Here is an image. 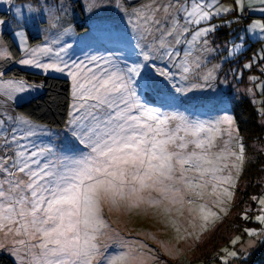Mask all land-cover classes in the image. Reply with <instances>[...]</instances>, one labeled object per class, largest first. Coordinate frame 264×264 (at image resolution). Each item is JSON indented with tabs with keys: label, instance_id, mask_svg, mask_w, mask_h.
<instances>
[{
	"label": "snow or ice",
	"instance_id": "obj_1",
	"mask_svg": "<svg viewBox=\"0 0 264 264\" xmlns=\"http://www.w3.org/2000/svg\"><path fill=\"white\" fill-rule=\"evenodd\" d=\"M0 6L11 12L0 13V257L11 264H169L163 256L183 255L171 241L153 248L126 238L114 218L127 226L144 217L178 243H202L210 218H220L213 208L227 214L222 205L257 162L233 111L237 96L254 106L264 139V0ZM77 9L90 34L79 53L65 39L77 27ZM37 16L47 31L33 45L27 24ZM12 65L66 78L62 131L20 111L43 85L9 76ZM245 72L252 87L216 90L221 77L244 83ZM259 164L264 171V159ZM251 199L258 227L243 228L215 253L218 264H248L264 248V197ZM241 218L252 219L249 210Z\"/></svg>",
	"mask_w": 264,
	"mask_h": 264
},
{
	"label": "trees",
	"instance_id": "obj_2",
	"mask_svg": "<svg viewBox=\"0 0 264 264\" xmlns=\"http://www.w3.org/2000/svg\"><path fill=\"white\" fill-rule=\"evenodd\" d=\"M83 26L77 25V30L81 31ZM226 39V37H222ZM9 42H12L11 39ZM15 51V48H14ZM17 58L21 53H16ZM233 67V66H232ZM19 75L30 82H37L43 87L38 88L31 94L30 103L21 106L20 111L28 113L39 123L47 125L53 129H62V124L66 112L68 85L66 79L42 75L29 72L12 66L9 76ZM228 86L233 89L243 90L249 86L247 79L244 83L237 84L231 76L228 77ZM256 107H259L256 105ZM237 118L241 121L242 135L245 137L246 143L250 145L248 149L249 160H257L255 164H249L243 172L240 185L237 189V196L232 207L231 213L216 228L207 235V240L202 243L200 254L209 259L216 253L219 247L227 244L234 236L242 235L245 227L257 228L258 224L252 219L245 221L241 217L245 210H249L252 217L258 212L259 206L251 197H259L264 192V171L261 170L259 160L264 159L260 156L259 150L263 149L264 139L260 136V128L256 118L254 106L248 100H241L237 96V101L233 109ZM248 207L250 209H248ZM261 227V226H259ZM208 241V243H207ZM0 264H11L7 256L0 257ZM248 264H264V248L255 250L248 257Z\"/></svg>",
	"mask_w": 264,
	"mask_h": 264
},
{
	"label": "rangeland",
	"instance_id": "obj_3",
	"mask_svg": "<svg viewBox=\"0 0 264 264\" xmlns=\"http://www.w3.org/2000/svg\"><path fill=\"white\" fill-rule=\"evenodd\" d=\"M228 2H230V0H228ZM0 13H7V15L9 17L11 16V12H9L7 10L6 6H0ZM101 15L102 16H115L116 14L113 12H106V13H101ZM74 22H75V25H80V26H84V24L87 22L86 17L79 11V9H77L75 12ZM13 27H15V25H13ZM46 31H47L46 25H44L40 22L39 16L35 17L34 19H30L28 21L27 32H28L30 41L33 43V45L35 43L40 42L41 37L46 33ZM9 36H10V31H9ZM65 39L70 41L71 43H73L75 51L77 53H79L80 47L82 46V44L85 41L90 40L89 30L83 29L81 31H78L77 27H76V29L74 31H72L69 34V36L65 37ZM95 46L100 47L101 44L99 42H96ZM21 55H22V53H21ZM12 66H16L20 69H23V70H26L29 72L42 74L39 70L31 69L28 67H20L18 65H12ZM253 74H255V73H253ZM42 75H44V74H42ZM244 75H245V79H246L247 76L249 75V73L245 72ZM47 76H53V77L66 79L63 76H61L59 74H55V73H49V74H47ZM248 87H252V85L249 84ZM227 88H228V81H226V82L223 81V77H221V83H219L217 85L216 90L227 89ZM203 95H209V94L204 93ZM257 99H260V97L257 96ZM257 105L259 106V104H257ZM52 130L54 132L62 131V129H53V128H52ZM263 149H264V145H263ZM241 176L237 182V186L235 188V196H234L233 200L232 201L225 200V203L222 205V207L226 210L227 214H225V212H221L219 207L213 208V211H216L220 218L219 219L210 218V221L208 222V224L206 226L207 231H204L202 234V237H201L203 242L207 240V235H209L216 228V226L218 224H220L225 218H227L229 216V214L231 213L232 207H233L234 202L236 200L237 189L240 185ZM261 197H264V192L257 198H261ZM248 209H250V208L248 207ZM256 214H258V212L252 216V221H254V222H256L254 219V216ZM112 224L114 227L117 228V230L121 231V233L123 235H125L126 238L129 236H132V237H135L137 239H141L145 243H148L153 248L159 247V244L157 243V241H159V240L171 241V243L174 246H179L181 248L183 255L178 256L174 260L169 259L166 256L162 257L163 259L169 260V264H218V261L214 258L215 253L209 259L207 258V260L205 257H203V254L202 255L200 254V250H201L200 246L202 245L203 242L197 244L195 242V239L193 238V239L188 240L186 242L180 241L178 243L174 239L175 234L173 232L168 231L167 233H165V230L159 224L155 223L154 220L145 219L144 217H135L132 219L131 223H129V224H127V226H125L123 223L118 224L116 218H114L112 220ZM261 228H264V226H261ZM199 231L200 230L197 229L198 233H199ZM146 233L149 235H155L157 240L153 241V240L149 239V235H145ZM207 243H208V241H207ZM189 245H191V247ZM228 246H230L229 242L227 244L219 247L217 252H219V250L222 247H228ZM257 250H259V248Z\"/></svg>",
	"mask_w": 264,
	"mask_h": 264
}]
</instances>
